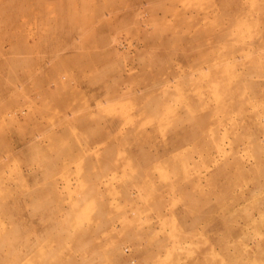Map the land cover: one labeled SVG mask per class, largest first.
<instances>
[{
    "label": "rangeland",
    "instance_id": "obj_1",
    "mask_svg": "<svg viewBox=\"0 0 264 264\" xmlns=\"http://www.w3.org/2000/svg\"><path fill=\"white\" fill-rule=\"evenodd\" d=\"M0 264H264V0H0Z\"/></svg>",
    "mask_w": 264,
    "mask_h": 264
},
{
    "label": "bare ground",
    "instance_id": "obj_2",
    "mask_svg": "<svg viewBox=\"0 0 264 264\" xmlns=\"http://www.w3.org/2000/svg\"><path fill=\"white\" fill-rule=\"evenodd\" d=\"M18 10V9H17Z\"/></svg>",
    "mask_w": 264,
    "mask_h": 264
}]
</instances>
